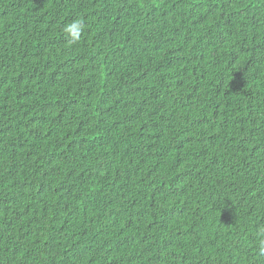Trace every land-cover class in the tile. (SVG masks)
<instances>
[{"label":"trees","instance_id":"trees-1","mask_svg":"<svg viewBox=\"0 0 264 264\" xmlns=\"http://www.w3.org/2000/svg\"><path fill=\"white\" fill-rule=\"evenodd\" d=\"M261 229L264 0H0V264H264Z\"/></svg>","mask_w":264,"mask_h":264},{"label":"clouds","instance_id":"clouds-1","mask_svg":"<svg viewBox=\"0 0 264 264\" xmlns=\"http://www.w3.org/2000/svg\"><path fill=\"white\" fill-rule=\"evenodd\" d=\"M83 31V23L80 19H75L64 26L63 32L66 42L71 45L80 40ZM259 251L264 254V229L260 230Z\"/></svg>","mask_w":264,"mask_h":264}]
</instances>
